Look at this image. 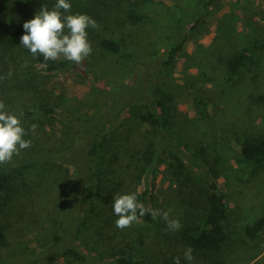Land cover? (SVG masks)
I'll return each instance as SVG.
<instances>
[{
	"label": "rangeland",
	"instance_id": "374dc122",
	"mask_svg": "<svg viewBox=\"0 0 264 264\" xmlns=\"http://www.w3.org/2000/svg\"><path fill=\"white\" fill-rule=\"evenodd\" d=\"M49 1L51 10L56 0ZM69 2L71 14H87L98 24L87 29L93 51L78 67L48 73L20 44L23 24L40 9L28 0L0 1L2 37L8 38L0 41L7 51L6 57L1 52L0 69L7 59L15 61L19 67L12 71L23 90L3 101L6 110L19 111L28 134L33 120L48 124L4 166L16 179L11 201L0 211L9 237L0 264H118L110 262L118 253L136 264H173L175 257L180 264H264V233L255 242L245 234L264 214V163L256 166L241 156L245 142L264 135V0ZM102 39L115 40L121 53L102 49ZM177 45L182 50L170 61ZM245 48L244 67L231 75L229 60ZM42 105L55 113L45 117ZM147 105L161 126L143 121ZM89 128L97 154L108 142L123 150L115 163L120 194L140 199L148 190L153 208L169 211L181 229L209 209L203 183L217 184L229 207L224 247L209 256L192 251L189 262L181 229L167 231L157 218L154 225L138 220L121 230L110 210L102 218L92 213L78 232L81 191L74 192L69 147L70 138L88 137ZM39 152L46 160L32 162L30 155ZM137 159L151 161L136 172ZM42 168L47 171L37 175ZM69 249L87 261L67 257Z\"/></svg>",
	"mask_w": 264,
	"mask_h": 264
},
{
	"label": "trees",
	"instance_id": "16d2710c",
	"mask_svg": "<svg viewBox=\"0 0 264 264\" xmlns=\"http://www.w3.org/2000/svg\"><path fill=\"white\" fill-rule=\"evenodd\" d=\"M28 1L39 9H41L43 5H47L48 9L51 7L49 0ZM131 18L136 21L141 20L134 14L131 15ZM7 39V35H5L4 38L2 37V28L0 26V41L5 43ZM100 47L113 54L121 53L120 44L113 39H102L100 41ZM181 50L182 45L175 46L170 52V61L173 60ZM2 51L5 52L6 57L7 51H5L3 45H0V56ZM247 59V48L243 49L242 51H238L233 57H231L228 62V70L230 74L238 75L241 69L244 67ZM33 60L35 63L41 65L48 73H54L60 70L64 71L67 67H78L79 65L72 61L62 59H57L55 61H45L42 55H36ZM14 62L15 61L12 62L11 60L7 59V62L4 64V69H0V101H5L7 98L13 99L15 90H18L19 92L23 91L21 85L16 84L15 77H17V75L15 74V70L12 71V69H15L19 66H15ZM9 69L11 70V76H9V72H7ZM30 85V82H27V86ZM31 88L32 87H30V89ZM45 96L46 94L44 95L43 99ZM161 102L166 103V100H162ZM46 107L47 106L43 105L40 107L41 113L45 114V117L55 113L53 109ZM7 108L10 113L17 114L18 112L17 116H19L18 110L14 111L12 106H7ZM142 119L145 123L152 126H161L160 118L157 116V114H155V112L152 110V107L149 105H147L146 113ZM46 123L47 122H41V124H38L39 127L37 128L35 135L39 136L41 134L42 127H46L48 125ZM33 124H36V120L32 121L31 125ZM89 129L90 135L88 137L74 136L70 138L71 146L69 147V155L70 157L74 158V164L72 165L75 169V182L73 185L75 187L74 192L79 193L81 191V195L78 200L80 208L77 221L79 222L82 219L83 221L78 223L77 231H80V228L85 226L86 222H84V220L86 221L88 216L91 218L92 213L96 215V218H102L104 215H106L108 210L113 211V197L117 193L120 194L122 188L121 183L117 181L115 182V163L122 159L123 150L120 147H117L114 151L108 142L103 146L104 152L97 154V148L95 145L96 138L94 135H92L93 130L91 128ZM33 136L34 135L32 133L27 134L25 139L27 138L32 140L31 137ZM74 141H76L78 144L75 145ZM111 153L113 156L108 157V155ZM241 156L245 161L253 165H262L264 163V135L253 137L249 141L245 142L241 146ZM46 157V155H42L40 152L30 155L32 162H36V160L44 162ZM145 160L146 161L143 159L139 160L136 172H141L144 169V166L151 161V159ZM4 166L5 164L0 166V211L4 206L7 205V199L11 201L9 193L15 185L16 179V174H13V169L11 170L10 168ZM50 170H53V168L51 167ZM46 171V168H42V171L37 175H41ZM197 182L202 183L200 180H197ZM203 185L205 186L209 209L203 218H199L197 221L184 226L180 230V238L183 244L186 247L190 246L194 252L209 256L218 253L227 243L228 235L225 231V224L229 216V207L225 196L221 194L217 184H210L209 186H206L203 183ZM137 199L138 202L142 203L145 207L153 208L148 190L144 193V195L140 196V199ZM138 220L149 225H154L156 222V219L154 220L150 214H145L143 217H139ZM74 226L75 224L73 223L72 227L74 228ZM263 233L264 214L254 223L247 225L245 228L246 236L253 242L257 241ZM61 239V236L56 237V243L59 244ZM8 248L9 237L7 228L5 224L0 222V250ZM65 253L67 257L77 262L83 263L87 261V257L76 249H69ZM110 262H116L118 264H136L132 256H128L125 253L115 254L114 258H111Z\"/></svg>",
	"mask_w": 264,
	"mask_h": 264
},
{
	"label": "clouds",
	"instance_id": "9594fccd",
	"mask_svg": "<svg viewBox=\"0 0 264 264\" xmlns=\"http://www.w3.org/2000/svg\"><path fill=\"white\" fill-rule=\"evenodd\" d=\"M89 27L98 28L93 18L87 14H71L69 0H56L51 10L43 5L33 19L23 24L25 34L20 37V44L33 56L42 55L45 61H55L62 56L80 64L93 51L88 40ZM8 75L11 76V71ZM37 128L38 125H31L30 131L33 135ZM27 134L20 118L8 112L5 103L0 101V165L10 163L14 155H19L21 150L31 147L32 141L25 139ZM113 201V211L118 217L115 225L121 230L131 227L145 214H150L154 220L163 219L167 231L175 232L182 227L179 219L170 218L169 211L145 207L138 202L134 193H117ZM192 251L190 246L184 251V258L189 262L193 260ZM173 264H180V258L175 257Z\"/></svg>",
	"mask_w": 264,
	"mask_h": 264
}]
</instances>
